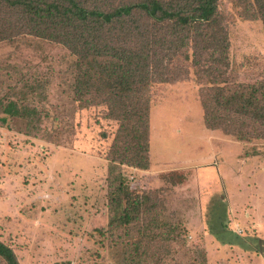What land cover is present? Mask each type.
<instances>
[{
  "label": "rangeland",
  "instance_id": "374dc122",
  "mask_svg": "<svg viewBox=\"0 0 264 264\" xmlns=\"http://www.w3.org/2000/svg\"><path fill=\"white\" fill-rule=\"evenodd\" d=\"M218 6L228 80H264L261 14L245 0ZM74 62L64 45L35 35L0 41V240L19 263L126 264L125 250L144 239L135 264H264V137L208 128L185 62L177 79L150 89L154 169L119 164L111 176L119 122L102 104L74 100ZM13 104L36 115L12 116ZM121 179L124 205L137 196V218L109 230L122 214L113 199Z\"/></svg>",
  "mask_w": 264,
  "mask_h": 264
},
{
  "label": "trees",
  "instance_id": "16d2710c",
  "mask_svg": "<svg viewBox=\"0 0 264 264\" xmlns=\"http://www.w3.org/2000/svg\"><path fill=\"white\" fill-rule=\"evenodd\" d=\"M218 1L0 0V41L30 34L71 52L74 100L81 108L102 104L106 116L119 122L107 156L113 176L119 164L149 168L150 89L177 79L187 71L185 62L201 84L208 128L240 140L264 137V80L253 84L228 80L229 34ZM245 1L264 20V0ZM6 112L15 117L36 115L15 104ZM122 186L121 179L113 198L122 214L111 218L109 230L137 218V196L130 194L124 205ZM144 241L125 250L126 264H135V251ZM144 248L138 255L147 252L148 246ZM0 260L20 264L12 247L1 240Z\"/></svg>",
  "mask_w": 264,
  "mask_h": 264
},
{
  "label": "crops",
  "instance_id": "0c3cea01",
  "mask_svg": "<svg viewBox=\"0 0 264 264\" xmlns=\"http://www.w3.org/2000/svg\"><path fill=\"white\" fill-rule=\"evenodd\" d=\"M150 137V136H149ZM149 157H150V141H149ZM136 170L138 171H147V172H152V170L154 169L153 165L151 164V161H150V166L148 169H138V168H135Z\"/></svg>",
  "mask_w": 264,
  "mask_h": 264
}]
</instances>
